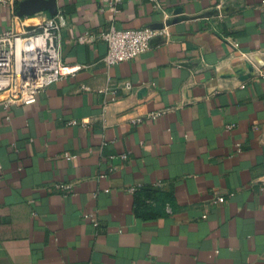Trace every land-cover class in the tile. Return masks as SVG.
Returning <instances> with one entry per match:
<instances>
[{
	"label": "crops",
	"instance_id": "1",
	"mask_svg": "<svg viewBox=\"0 0 264 264\" xmlns=\"http://www.w3.org/2000/svg\"><path fill=\"white\" fill-rule=\"evenodd\" d=\"M20 1L0 31L49 14ZM160 1L168 17L57 0L66 75L0 105V264H264V0ZM173 17L168 39L104 63L112 24Z\"/></svg>",
	"mask_w": 264,
	"mask_h": 264
},
{
	"label": "built area",
	"instance_id": "2",
	"mask_svg": "<svg viewBox=\"0 0 264 264\" xmlns=\"http://www.w3.org/2000/svg\"><path fill=\"white\" fill-rule=\"evenodd\" d=\"M117 9L124 0H107ZM154 7L161 9L167 16L160 0H151ZM0 4L12 8L13 0H0ZM15 13V12H14ZM46 13V12H37ZM168 17V16H167ZM167 20H164L162 28L143 26L140 28H120L112 24L100 34L107 42V53L103 58L104 63L111 67L117 63L132 59L151 48L155 37L168 39ZM18 29L10 28L0 31V105L5 109L15 105H27L34 103L38 95L50 84L62 79L66 75L64 70L63 53L61 49V35L68 21L62 11L55 15L45 14V17L37 23L22 22ZM79 40H86V35L80 36ZM73 73L74 71H69ZM124 87L133 89L131 81H126ZM9 118V117H8ZM76 123L77 121H72ZM68 156H72L68 154ZM127 158V153L120 155ZM69 189L67 184L60 185ZM130 190H135L132 186ZM264 190V184L261 186ZM228 194L216 190L211 197L214 204L225 202ZM166 210L172 212V206L167 203ZM207 214L204 213L203 217ZM95 225L97 218L92 215Z\"/></svg>",
	"mask_w": 264,
	"mask_h": 264
},
{
	"label": "water",
	"instance_id": "3",
	"mask_svg": "<svg viewBox=\"0 0 264 264\" xmlns=\"http://www.w3.org/2000/svg\"><path fill=\"white\" fill-rule=\"evenodd\" d=\"M19 11L22 14H34L41 11H47L50 15L58 13L59 8L57 0H21L19 3ZM217 10L210 11L209 15L217 14ZM176 17L168 19L166 24L171 25L175 22ZM164 23H159L158 28H162Z\"/></svg>",
	"mask_w": 264,
	"mask_h": 264
},
{
	"label": "rangeland",
	"instance_id": "4",
	"mask_svg": "<svg viewBox=\"0 0 264 264\" xmlns=\"http://www.w3.org/2000/svg\"><path fill=\"white\" fill-rule=\"evenodd\" d=\"M40 19H38V20H35V21H39Z\"/></svg>",
	"mask_w": 264,
	"mask_h": 264
}]
</instances>
